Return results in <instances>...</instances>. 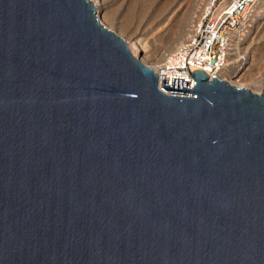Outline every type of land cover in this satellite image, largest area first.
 I'll use <instances>...</instances> for the list:
<instances>
[{"label": "water", "instance_id": "95a60500", "mask_svg": "<svg viewBox=\"0 0 264 264\" xmlns=\"http://www.w3.org/2000/svg\"><path fill=\"white\" fill-rule=\"evenodd\" d=\"M161 81L88 0H0V264H264V96Z\"/></svg>", "mask_w": 264, "mask_h": 264}, {"label": "built area", "instance_id": "2783aa9c", "mask_svg": "<svg viewBox=\"0 0 264 264\" xmlns=\"http://www.w3.org/2000/svg\"><path fill=\"white\" fill-rule=\"evenodd\" d=\"M263 7L264 0H205L189 34L157 64L154 73L159 90L168 95H190L169 93L161 81L167 80L166 86H172V78L183 79L192 89L193 71L197 70L205 72L209 82L236 77L240 81L239 73L247 62L244 45L261 22Z\"/></svg>", "mask_w": 264, "mask_h": 264}, {"label": "rangeland", "instance_id": "374dc122", "mask_svg": "<svg viewBox=\"0 0 264 264\" xmlns=\"http://www.w3.org/2000/svg\"><path fill=\"white\" fill-rule=\"evenodd\" d=\"M100 1H103L102 16L105 17V21L112 26V29L116 34L121 33V39L123 37V39L127 40L130 32L137 28L140 21L147 20L148 22L150 21L151 31L153 32V37L149 39V41L151 40L149 42V45L151 44L150 47L159 50L161 47H165L166 44H169L174 40L176 43L172 44L171 51L189 34L192 24H194L200 16L205 3V0ZM180 3L182 4V7L175 12L173 21L171 22L172 24H170L172 26L171 29L170 25H164L166 11L171 9V6L174 9L175 7L173 6H177ZM261 9V22L257 28L252 31V38H249L244 45V50L246 49L245 51L247 53V62L243 67V71L245 72L242 74V80H244V85L248 86L249 89H253L258 84L264 88V7ZM167 30L168 33H166ZM154 35L156 39L154 38ZM127 41H129V39ZM161 55H163L162 50ZM156 59L158 61L159 56L155 57V59L153 57L148 59V63H154ZM161 60L162 59H160V61Z\"/></svg>", "mask_w": 264, "mask_h": 264}, {"label": "bare ground", "instance_id": "6f19581e", "mask_svg": "<svg viewBox=\"0 0 264 264\" xmlns=\"http://www.w3.org/2000/svg\"><path fill=\"white\" fill-rule=\"evenodd\" d=\"M88 1L91 2L92 5H93L94 11H95V16H96L98 22L102 26H104L106 29L110 30L111 32H115V31H113L112 26L109 23H107V21H105V19H104L105 17L102 16L103 1H100V0H88ZM173 7H175V8L173 9L172 6H171V9H168L167 11L165 10L166 14H165V24L164 25H166V26H169L170 24H172L171 22L173 21V16L175 15V12H177L182 7V4L180 3L177 6H173ZM157 19H155V20H157ZM149 22L147 20L140 21V23L137 26V28L130 32L129 38H128L129 41H127L128 39L127 40L123 39V37H122V39H123V41H124V43H125V45H126V47L128 49V52L130 53V55L134 59L139 61L141 64L145 65L146 67L151 69L153 72H155L156 71L155 69H157V65L156 64L159 63L158 61H160V59H163V57L165 55H167V54H169L171 52V46H172V44H174L176 42L174 40L172 42H170V43L168 42L169 44H166L165 47H161L159 50L156 49V48L155 49L151 48L150 47L151 44L149 45V42L151 40L149 41V39H151V37H153V32L151 31V24ZM157 24H158V22H157ZM171 29H172V26H171ZM157 30H158V28H157ZM166 33H168V30L166 31ZM115 34H116V32H115ZM117 35L120 36V37L122 36L121 33L120 34L117 33ZM159 37H160V35H159ZM154 38H155V35H154ZM161 50L163 51V55H161ZM157 56H159V60L158 61L156 59L154 63H148V59H151L152 57L155 59V57H157ZM242 71H243V68L241 69V71L239 73L240 75L245 72V71H243V72ZM225 81L228 84H230L232 86H235L236 88H244V89H247V90H249V91H251V92H253V93L257 94V95H261L262 94L264 96V88L260 84H258L253 89H249L248 86H245L243 83H240L242 81V79H240V81H238L237 77H236V79H226ZM184 95H188V93L184 94Z\"/></svg>", "mask_w": 264, "mask_h": 264}]
</instances>
